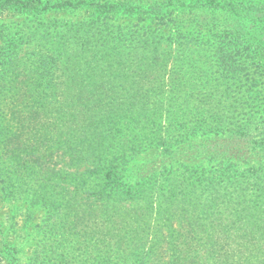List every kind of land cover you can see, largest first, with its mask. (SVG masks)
Returning a JSON list of instances; mask_svg holds the SVG:
<instances>
[{"label": "rangeland", "instance_id": "rangeland-1", "mask_svg": "<svg viewBox=\"0 0 264 264\" xmlns=\"http://www.w3.org/2000/svg\"><path fill=\"white\" fill-rule=\"evenodd\" d=\"M173 1L164 13V0H0V59L30 85L0 107L37 132L0 164V264H170L181 221L190 264H261L245 241L252 230L264 246V58L237 50L238 71L224 68L221 42L236 54L230 28L245 27L218 11L227 0ZM41 61L61 88L40 81ZM243 133L237 149L256 159L228 181L192 149Z\"/></svg>", "mask_w": 264, "mask_h": 264}, {"label": "trees", "instance_id": "trees-1", "mask_svg": "<svg viewBox=\"0 0 264 264\" xmlns=\"http://www.w3.org/2000/svg\"><path fill=\"white\" fill-rule=\"evenodd\" d=\"M173 2V0H164V13L168 12L166 10L170 6L173 7L174 11L179 8L177 3H174L173 5L170 4ZM225 4L226 6L221 10L218 9V11H221L225 17L235 15L238 20L235 18L232 19L240 22L241 25H245V27L242 30L239 28H230L232 33L229 34L230 37L233 35V39H237L241 44L236 43L232 46L236 49V54L232 55V51H229L226 41H222V46L219 48V58H221V64L224 68H230L231 71H238V69L234 68V56L237 55V50L242 54L251 55L253 57L257 56L262 59L264 58V0H227ZM105 5L106 4L104 3L102 7H105ZM97 7H100V5ZM115 7L126 9L127 6L124 4H117ZM241 38L243 41H241ZM0 60L2 66L0 69V99L2 95H4L5 99L9 96L13 100L12 103H22L20 100L22 98L27 99V93L30 91L28 81L29 72H26L24 68L16 67V58H1ZM36 69H38L41 73L40 81H47L46 86L48 90H51L50 85L53 89L61 88L64 85L65 81H63L64 79L60 75L61 71L54 61H41ZM259 95H262L261 99L264 104V85L263 91L259 92L258 96ZM22 115V108L19 109V107H11L10 104L0 107V164L5 163L6 161H12L16 164V161L19 160L18 146L23 144V142L28 141L31 137H34L37 133L32 131L27 132V130L25 132L22 131V128L19 126V122H21V119L23 118ZM196 128L198 127H194V129ZM199 143L200 142H195L194 145L196 146L192 148L195 153H197V157L199 156V158H202V160L207 164L215 163L216 173L226 181L229 180V175L234 173L232 171L233 167L241 165L246 166L249 164L250 159H256L251 158L244 152L241 153L237 149V144H250V137L246 133H243L240 137L229 136L227 139L222 141L216 142L215 140H211L203 144ZM263 145L264 140L262 141V146ZM202 172L205 173L204 169H201L200 171L198 185L200 186L201 191L205 192L208 191V189L205 188L206 180L202 179ZM237 177L245 178L251 183L252 188L262 193L260 185L263 184V180L262 174L259 171L254 172L252 170H246L243 175L239 174ZM137 191L138 189L135 188L134 190L128 192L129 194L134 193L130 195V200H134V195ZM231 211L232 210L229 209L226 212L230 213ZM238 211V216H234L233 218L241 219L242 217H246L248 214L246 209H239ZM184 222L185 221H181L180 224L178 223L176 231L169 229L171 234H173L174 239L167 241L168 243L166 244V248L164 247V251H175V257L169 262L170 264H190L191 260L188 258L186 250L191 247V244H188V239L186 237L192 233V230L188 224L187 226L183 224ZM249 232L251 235L252 230ZM215 233L220 234V231ZM250 235L246 238L245 249H256L259 254L258 256L261 258V264H264L263 240L262 238H259L261 243L256 244V236ZM181 238L185 239L183 243H180ZM222 239L223 241L225 240L224 238ZM218 240L219 238L216 241Z\"/></svg>", "mask_w": 264, "mask_h": 264}]
</instances>
